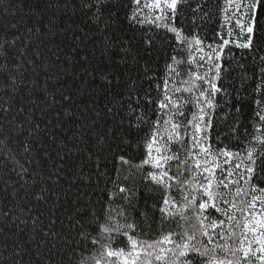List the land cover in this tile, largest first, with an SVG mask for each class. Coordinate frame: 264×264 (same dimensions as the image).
<instances>
[{
    "label": "trees",
    "instance_id": "16d2710c",
    "mask_svg": "<svg viewBox=\"0 0 264 264\" xmlns=\"http://www.w3.org/2000/svg\"><path fill=\"white\" fill-rule=\"evenodd\" d=\"M83 2L0 0V40L18 34L31 41L26 57L22 58L21 71L24 74L17 77V90L8 95L0 92V103L7 101L4 106L11 109L7 114L0 113V138L10 136L16 141L27 139L31 145V151L23 153L20 144L8 141L7 146L15 150L16 160L27 168V172L21 175L17 174L20 168L15 161L0 154V264H79L82 256L85 264H93L92 258H99L97 251L90 243L86 248L80 242L76 221H82L90 214L86 210H99L101 205L111 211L114 220L120 223H125V220L117 213L125 211L127 222L139 225L134 237L145 247L155 244L162 234H179L188 229L190 223H196L194 212L189 211L186 215L192 217L191 221L182 220L176 215L169 216L161 227L153 224L152 218H158L159 213H153L150 206L158 201L147 191L143 182V174L149 170V166H144L143 171L136 168L129 170L128 166H120L114 159L123 154L136 165L144 155L143 132L130 128L127 122L123 125L120 123L123 116L120 103L129 85L141 91L148 90L150 86L155 89L153 80L149 79L155 77L170 78V87H183L180 80L189 78L188 65L185 63L189 59L186 46L176 41L173 33L147 20L143 24L130 23L128 17L130 9L134 7L131 0H104L100 20L95 16V4L85 9L82 7ZM248 2L187 0L186 6L179 9L182 14L177 16L175 26H183L184 34L192 33L194 15H203L192 11L199 4L207 16L196 21L200 27L195 28V32L206 35L210 40L217 30L224 33L229 30V22L225 17L230 15L236 4L243 6ZM241 10L247 13L246 8L242 7ZM144 15H148L147 11ZM255 16L256 43L259 45V55H264V6L257 10ZM11 24H17L19 31L10 28ZM28 28L33 29V32L28 33ZM149 39L153 41L151 45L147 43ZM19 46L18 43L16 48L8 50L10 58L19 56ZM233 52L237 60L246 65L249 74L256 71L249 50L233 49ZM172 56L181 61L179 66L173 63V67L181 71V77L166 68V63L172 62ZM228 59L231 61V57ZM28 61L35 62L29 64ZM4 62L0 60V63ZM192 67L195 68V65ZM204 70L199 69L201 73ZM240 71L236 69L225 80L229 91L232 90L230 80L238 77ZM254 84V79L248 82L242 95L248 96ZM235 86H240L238 80ZM229 99L234 107L237 106L235 93ZM238 106L240 121H233L237 131L231 135L239 137V141L225 139L228 129L223 128L215 116L213 119L216 123L208 130L214 152L220 146L234 153L240 152L239 157H234L229 165H225V158L220 157L221 168L225 169L232 168L240 160L247 164V150L254 145L259 150V143L264 141V123L258 122L254 114L257 107L255 97L240 101ZM233 111L234 108L226 107L219 117L227 120L226 113L231 115ZM37 124L39 129L33 131L29 138L28 130ZM21 125L22 129L19 127ZM222 128L221 136L217 139L216 133ZM257 136L260 141H257ZM187 143L190 145V139ZM172 147L173 151L179 148L178 145ZM179 155L181 160L186 157L182 149ZM170 163V175H175L178 162ZM117 167L120 168L119 173ZM237 171L243 172V165ZM118 175L122 186L138 192V198L132 204L140 210H147L150 218L147 223L137 208L127 206L117 197L113 196L114 203L108 202L107 194L113 189L110 180ZM125 176L128 177L126 181L123 179ZM256 183L264 185V181ZM240 186L248 195L235 197V186L223 190L228 193L226 198L237 204L236 209L230 210L236 219L228 221L226 217L215 213L216 218L225 219L224 225L217 230L223 235H216L209 247L226 243L228 248L235 250L247 247L248 241L252 239V233L243 227L252 210L241 203V200L251 201L252 192L243 181ZM147 187L154 193L161 191L150 181ZM172 194L177 203H182L178 187L173 189ZM256 195L259 196V192ZM38 196L42 198L37 199ZM256 203V212L259 214V200ZM122 205L125 206L122 208ZM220 206L229 208V205ZM256 218L259 219V215ZM89 231L96 234L94 227H90ZM127 231L133 234V230ZM197 235L208 244L207 238ZM120 239L126 238L121 236ZM253 247L256 245L253 244ZM130 248L128 245L126 251ZM137 251L141 254L139 264H145L146 259L151 260L152 264H172L175 259L172 253H166L163 260L157 261L155 256L159 254V247L155 251L148 249L152 252L151 257L145 256L143 248ZM217 252L221 257L234 259L230 252ZM237 256L241 257L242 264H246L242 252L237 251ZM253 264L259 262L253 259Z\"/></svg>",
    "mask_w": 264,
    "mask_h": 264
},
{
    "label": "snow or ice",
    "instance_id": "6c2138e0",
    "mask_svg": "<svg viewBox=\"0 0 264 264\" xmlns=\"http://www.w3.org/2000/svg\"><path fill=\"white\" fill-rule=\"evenodd\" d=\"M131 3L134 7L130 9L128 17L130 23L143 24L147 20L149 23H154L157 27H163L173 33L176 41L186 46L189 59L185 63L188 65L189 78L180 80L183 87H170V78L155 77H149L153 80L155 89L150 86L148 90L141 91L134 85H129L128 91L120 103V108L123 111L120 123L123 125L127 122L130 128L137 132H143L141 139L145 145L144 155L140 163L136 165H133L123 154L115 156L114 159L118 165L128 166L129 170L136 168L138 171H143L144 166H149V170L143 174V182L147 191L152 193L158 201L150 206L153 213H159L158 218L155 216L152 218L153 224L161 227L169 216L176 215H179L182 220L191 221L192 217L186 215L189 211L194 212L196 223H190L189 228L179 234H162L155 244H147L145 247L139 244L134 237V231L139 225L128 223L125 211L117 213L125 220V223H120L118 220H114L111 211L105 210L101 205L99 210H86L90 214L82 221H76V224L79 225L80 242L86 248L90 243L97 251L99 258L93 257V264H139L141 254L137 251L138 248H143L145 256L151 257L152 252H149L148 249L155 251L157 247H159V254L155 256V259L161 261L166 253H172L175 257L172 264H242V259L237 256V251L243 253V261L246 264H253V259L259 264H264V185L256 183L264 181V175L260 174L264 173V141L259 143V150L255 145L247 150V164L244 163V160H240L232 168L225 169L221 168L220 157H224L223 163L229 165L234 157H239L240 152L234 153L223 146L218 147L214 152L212 144L209 142L208 132L216 123L213 119L215 116L218 123L228 129L225 139L239 141V137L231 135L237 131L233 121L236 123L240 121L238 103L252 97H255L257 105L255 117L258 122L264 123V55H259V45L256 43L255 35V13L264 6V0H249L243 6L236 4L230 15L225 17L229 22V30L226 33L217 30L210 40L206 35L195 32V28L200 27L196 21L203 20L207 16L204 8L199 4L192 11L203 13V15H194L193 32L184 34L183 26L178 28L175 24L177 16L182 14L179 9L181 6H186L187 0H131ZM93 4L97 7L96 19L100 20L102 9L105 6L104 0H84L82 7L90 9ZM242 7L247 9V13L241 10ZM145 11L148 15H144ZM245 16L247 19H244ZM9 27L19 31L17 24H11ZM26 31L32 33L33 29L28 28ZM36 31L38 32L40 29H36ZM18 43L20 45L17 49L19 56L10 58L8 50L16 48ZM30 43V40H25L18 34H13L10 39L5 36L0 40V60L5 61L0 63V92H4L5 95L17 90V77H22L24 74L21 71L22 58L26 57V50ZM147 43L151 45L153 41L149 39ZM233 49L249 50L254 61L253 67L256 69L253 74H249L246 65L237 60ZM197 54L199 55L197 56ZM38 55L39 53H37ZM228 57H231V61ZM13 59L14 63H12ZM171 61V63H166V68L175 76L181 77V71L177 67H173V63L179 66L181 61L176 56H172ZM34 62L28 61L29 64ZM9 63L12 64L11 67H9ZM193 64L195 68L192 67ZM199 69L205 70L201 73ZM236 69L241 71L238 77L230 80L232 90L229 91V87L225 86V80H228ZM48 78L51 79V77ZM253 79L255 84L249 90L248 96L242 95V92L247 89L248 82ZM236 80L239 81V87L235 86ZM185 93L187 95H184ZM234 93L237 101L235 107L232 100L229 99ZM64 99H69V97H64ZM7 103V101L0 103V113L7 114L11 110L10 107L4 106ZM226 107L234 108L231 115L226 113L227 120L219 117V113ZM20 111H24V109H20ZM109 111L113 110L109 109ZM189 113H191L190 118ZM19 127L22 129L23 126ZM223 128L216 133L217 139L220 138ZM37 129H39V124L28 130V137L31 138L33 131ZM189 132H191L190 136ZM189 139L190 145L187 143ZM256 139L260 141L259 136ZM9 140L13 144H20L23 153H29L31 145L27 139L16 141L12 140L10 136L6 139L0 138V154L15 161L20 168V172L17 174L21 175L27 172V168L16 160L15 150L7 146ZM173 145H178L179 148L173 151ZM181 149L186 153L183 160L179 155ZM189 160L192 161L191 164H189ZM173 161L178 162L176 174L170 175L172 167L170 162ZM180 165H184V167L181 168ZM242 165L244 171L238 172L237 170ZM116 170L118 173L120 172L119 167ZM234 176L235 179H233ZM123 179L126 181L128 177L125 176ZM149 181L158 186L161 191L159 193L152 192V189L147 187ZM241 181L248 185L252 192L251 201L241 200L246 208L252 210L250 218H246L243 225L249 233H252V239L248 241L247 247L235 250L228 248L226 243L209 247L208 245L213 243L216 235H223L217 230L224 225L225 219L216 218L215 213L226 217L228 221L236 219L230 210L236 209L237 204L234 200L227 199L228 193L223 190L235 186V197L248 195V192L240 186ZM110 182L113 189L107 194L108 202L114 203L113 196L117 197L127 206L137 208L139 215L147 223L150 219L147 210H140L137 205L132 204V201L138 198V192L122 186L119 175L115 179H111ZM177 187L182 197V203H177L172 194L173 189ZM257 192H259V196L256 195ZM41 198L37 197V199ZM257 200L261 207L259 214L256 212ZM145 203L147 204V201ZM221 204L229 205V208L221 207ZM178 208L179 212H177ZM4 215L7 216L8 213H4ZM257 215H259V219L256 218ZM90 227L95 228V235L89 231ZM129 229L133 230L132 235L127 231ZM197 234L207 238L208 244L199 239ZM121 236L126 239L121 240ZM253 244L256 245L255 248ZM128 245L131 248L126 251ZM164 245H172V247H164ZM217 250L230 252L234 259L221 257ZM79 264H85L83 256ZM147 264H150V261Z\"/></svg>",
    "mask_w": 264,
    "mask_h": 264
},
{
    "label": "rangeland",
    "instance_id": "374dc122",
    "mask_svg": "<svg viewBox=\"0 0 264 264\" xmlns=\"http://www.w3.org/2000/svg\"><path fill=\"white\" fill-rule=\"evenodd\" d=\"M149 261H150V264H152L151 260H148V259L145 260V264H147V262Z\"/></svg>",
    "mask_w": 264,
    "mask_h": 264
}]
</instances>
